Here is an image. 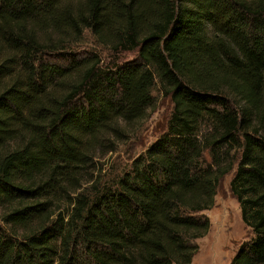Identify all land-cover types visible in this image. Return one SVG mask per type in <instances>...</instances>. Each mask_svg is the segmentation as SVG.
<instances>
[{"label":"trees","instance_id":"1","mask_svg":"<svg viewBox=\"0 0 264 264\" xmlns=\"http://www.w3.org/2000/svg\"><path fill=\"white\" fill-rule=\"evenodd\" d=\"M156 84L166 131L102 182ZM231 172L229 264H264V0H0V264H191Z\"/></svg>","mask_w":264,"mask_h":264},{"label":"rangeland","instance_id":"2","mask_svg":"<svg viewBox=\"0 0 264 264\" xmlns=\"http://www.w3.org/2000/svg\"><path fill=\"white\" fill-rule=\"evenodd\" d=\"M78 44V52L87 55L97 54L102 66L110 67L115 63L132 60L135 51L114 53L108 48L98 46L89 31ZM154 105L147 111L146 118L132 128H128V138L116 142L112 151L95 159L94 177L102 182H110L129 169L131 163L145 148L161 133L166 131L167 122L172 111V103L164 95L157 84L152 88ZM232 172L224 177L214 196V203L210 209L204 210L210 221L207 234L196 239L198 251L191 264H229L237 246L247 240L249 230L242 223L238 203L229 190Z\"/></svg>","mask_w":264,"mask_h":264}]
</instances>
